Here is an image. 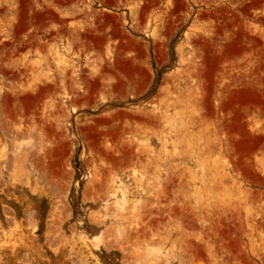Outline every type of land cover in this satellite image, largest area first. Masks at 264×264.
I'll return each mask as SVG.
<instances>
[{"label":"rangeland","instance_id":"obj_1","mask_svg":"<svg viewBox=\"0 0 264 264\" xmlns=\"http://www.w3.org/2000/svg\"><path fill=\"white\" fill-rule=\"evenodd\" d=\"M15 263L264 264V0H0Z\"/></svg>","mask_w":264,"mask_h":264},{"label":"bare ground","instance_id":"obj_2","mask_svg":"<svg viewBox=\"0 0 264 264\" xmlns=\"http://www.w3.org/2000/svg\"><path fill=\"white\" fill-rule=\"evenodd\" d=\"M33 212H34V210H33ZM29 213V212H28ZM31 215V214H30ZM27 218V217H26ZM24 219H25V217H24ZM9 220L11 221L12 220V218L11 217H9ZM34 220V219H33ZM29 221V220H28ZM27 221V222H28ZM33 222V221H32ZM23 223V222H22ZM12 224V226L14 225V223L12 222L11 223ZM25 224V223H24ZM34 224V223H33ZM31 225V224H30ZM35 225V224H34ZM20 255V254H19ZM18 255H16V254H11L10 256H9V260H10V262L12 263V261L17 257ZM20 258V257H19ZM22 259V258H21ZM77 259V258H76ZM16 260V259H15ZM14 260V261H15ZM16 262V261H15ZM77 262V261H76ZM80 263V262H79ZM16 264V263H15Z\"/></svg>","mask_w":264,"mask_h":264}]
</instances>
